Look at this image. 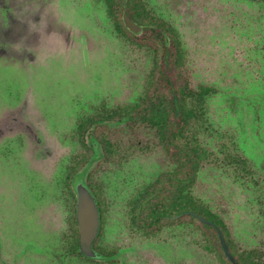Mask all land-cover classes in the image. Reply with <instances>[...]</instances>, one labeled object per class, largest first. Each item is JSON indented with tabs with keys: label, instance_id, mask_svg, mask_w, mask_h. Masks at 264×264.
Returning a JSON list of instances; mask_svg holds the SVG:
<instances>
[{
	"label": "rangeland",
	"instance_id": "rangeland-1",
	"mask_svg": "<svg viewBox=\"0 0 264 264\" xmlns=\"http://www.w3.org/2000/svg\"><path fill=\"white\" fill-rule=\"evenodd\" d=\"M148 3L177 31L193 83L218 90L206 105L205 144L218 157L221 145L241 153L264 176V7ZM150 69L147 52L118 39L95 0H0V264H92L66 253L60 181L74 153L70 137L79 118L101 106L133 104ZM110 135L117 158L100 181L103 243L119 250L111 264H219L195 229L145 237L128 227L129 199L160 173L165 156L144 131L118 127ZM99 151L79 174L86 176ZM245 185L214 163L199 173L196 192L242 247L264 248V191Z\"/></svg>",
	"mask_w": 264,
	"mask_h": 264
},
{
	"label": "trees",
	"instance_id": "trees-1",
	"mask_svg": "<svg viewBox=\"0 0 264 264\" xmlns=\"http://www.w3.org/2000/svg\"><path fill=\"white\" fill-rule=\"evenodd\" d=\"M95 1L103 5L112 32L118 39L147 52L151 69L142 94L133 104L114 109L103 105L99 111L79 118L76 124L70 137L74 153L64 167L60 181L70 228L66 238V253L92 264H111L119 253L118 249L103 243L106 211L100 177L108 164L115 163L117 158L118 146L110 134L122 127L151 134L165 156L160 173L128 201V227L132 231L150 237L174 227L195 229L202 235L199 244L203 250L214 255L219 264H233L223 253L216 229L201 223L194 216L197 215L212 222L221 231L235 263L264 264V248L242 247L229 231L223 217L196 192L199 173L214 163L232 171L235 181L243 188L249 183L264 191V176L256 177L248 158L241 153L230 152L224 145L219 147L218 157L203 140L205 133L210 134L211 130L207 101L218 90L213 85L193 83L177 31L156 14L148 0H126L128 17L142 27L139 36L131 34L123 26L124 7L121 0ZM244 1L264 7V0ZM93 142L98 143L102 153L87 172L86 182L99 208L100 230L93 248L107 257L102 262L86 259L78 251L75 202L71 189V179L90 162L93 155L90 144Z\"/></svg>",
	"mask_w": 264,
	"mask_h": 264
},
{
	"label": "water",
	"instance_id": "water-1",
	"mask_svg": "<svg viewBox=\"0 0 264 264\" xmlns=\"http://www.w3.org/2000/svg\"><path fill=\"white\" fill-rule=\"evenodd\" d=\"M121 1L124 7L122 12L123 26L133 35L140 34L142 32V27L128 17L125 8L126 0ZM91 148L93 150L91 162H94L100 157L98 143L93 142ZM71 189L73 191L75 201L74 215L77 226L78 251L86 259L104 261L107 257L98 253L93 248V243L100 230V213L97 201L86 182V176L82 173L74 176L71 179ZM194 216L201 223L212 226L216 229L224 255L231 263L237 264L225 244L221 231L217 229L212 222L197 215Z\"/></svg>",
	"mask_w": 264,
	"mask_h": 264
}]
</instances>
